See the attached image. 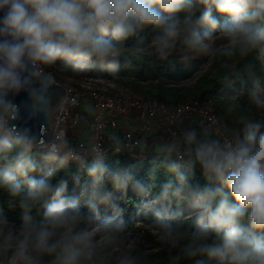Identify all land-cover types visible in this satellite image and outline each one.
<instances>
[{
    "label": "clouds",
    "instance_id": "obj_1",
    "mask_svg": "<svg viewBox=\"0 0 264 264\" xmlns=\"http://www.w3.org/2000/svg\"><path fill=\"white\" fill-rule=\"evenodd\" d=\"M0 12V191L20 213L17 226L0 207V264H151L109 191L130 186L169 264H264V123L242 111L230 137L174 136L155 150L166 179L146 184L119 162L106 164L95 138L74 145L55 130L63 98L53 107L50 90L60 85L48 71L115 76L142 53L162 61L178 46L185 61L254 54L247 96L264 108V0H0ZM21 92L24 105L12 98ZM39 117L51 125L47 139L20 124ZM88 156L90 184L67 195L64 179L53 182L57 172Z\"/></svg>",
    "mask_w": 264,
    "mask_h": 264
},
{
    "label": "trees",
    "instance_id": "obj_2",
    "mask_svg": "<svg viewBox=\"0 0 264 264\" xmlns=\"http://www.w3.org/2000/svg\"><path fill=\"white\" fill-rule=\"evenodd\" d=\"M233 59H240L234 70H227L221 66L225 62L221 58L219 66L211 75H202L189 85H179L178 82L193 76L200 62L195 58L187 61L167 58L161 61L153 56H148L146 53H142L140 58L131 67H126L122 63L119 73L132 79L134 82H145L143 89H138L136 93H142L145 96L168 104H179L188 99H198L200 101L214 100V111L225 121L230 132L233 133L240 127L237 123V117L242 111L249 112L252 118L264 123V108L260 111L251 105L246 97L251 81L247 71L242 69L243 64L255 61V55L252 54L244 58L235 57ZM94 69L99 72L98 77L113 79L114 75L111 73ZM66 71L77 78L84 76L82 73H73L70 69ZM230 105L235 106V110L232 112L227 110ZM33 156L38 161L40 160V156L35 150L33 151ZM92 160L93 157H86L84 166L69 161L65 168L57 172L53 182L55 183L56 180L64 179L67 182L66 194L79 195L84 185L90 184V180L86 174V167ZM117 162L126 170H130L136 179L146 184L152 183L158 185L166 179L164 170L159 167V161L155 153H149L145 157H132L128 152L121 151L117 154L105 156L106 164L113 165ZM34 175H37V178H39V173ZM197 179L203 183L199 170H197ZM109 191L112 192L114 202L123 209L124 219L129 226V231L133 235H139L141 240L146 237L152 240L154 230L150 219L148 217H141L138 214V201L140 198L132 190L131 186L125 193L111 188H109ZM153 191L155 193L157 189L154 188ZM7 199V194L0 191V207H3L4 214L8 219L15 221L17 226H19V210H9L6 205ZM100 211L102 214H111V208L103 205L100 206ZM185 212L184 222L190 224V215L187 213V210ZM169 255V250L165 245L161 251L152 255L148 254L150 260L153 256L159 257L157 264H169ZM181 264H192V261L183 260Z\"/></svg>",
    "mask_w": 264,
    "mask_h": 264
},
{
    "label": "built area",
    "instance_id": "obj_3",
    "mask_svg": "<svg viewBox=\"0 0 264 264\" xmlns=\"http://www.w3.org/2000/svg\"><path fill=\"white\" fill-rule=\"evenodd\" d=\"M61 84L63 106L54 115L55 130L74 145L87 147L95 138L106 156L126 151L132 157H145L155 153V145L189 129L207 130L220 139L231 135L212 99L168 104L98 76L84 75Z\"/></svg>",
    "mask_w": 264,
    "mask_h": 264
},
{
    "label": "rangeland",
    "instance_id": "obj_4",
    "mask_svg": "<svg viewBox=\"0 0 264 264\" xmlns=\"http://www.w3.org/2000/svg\"><path fill=\"white\" fill-rule=\"evenodd\" d=\"M184 55H185V50H183L181 47L178 46L177 50L172 55H170L168 58L170 59L175 58V59L181 60ZM189 55L191 56V58L198 59L200 62L197 65L196 71L193 74V76L189 79L178 82L179 85H182V84L189 85L202 75H211L213 71L219 66V60L221 59L219 57L217 58L204 57V56H200L195 53H190ZM239 62H240V59H232V60L225 61L223 64H221V66L225 67V63H227L228 66L225 68L227 70L232 71L234 70L235 66ZM245 65L246 64H243L242 66V69L244 70H246ZM48 71L53 72L54 75L56 76L57 81L60 83H69L73 81L75 78H77V77L70 75L65 69L59 66L50 68L48 69ZM82 74L86 76H99V72L95 69L84 72ZM113 80H114V83H116L118 86L127 88L134 92H137L138 89L142 90L143 86L145 85V82H134L132 79H129L120 73L118 75L113 76ZM139 94H142V93H139ZM246 97L248 99L247 93H246ZM258 109L261 111L262 108H258ZM140 248L142 251L146 252L147 254L152 255L164 249V245L157 239V237L154 234V237L152 240H149L147 237L141 240ZM158 262H159V257L153 256L151 259V264H157Z\"/></svg>",
    "mask_w": 264,
    "mask_h": 264
},
{
    "label": "water",
    "instance_id": "obj_5",
    "mask_svg": "<svg viewBox=\"0 0 264 264\" xmlns=\"http://www.w3.org/2000/svg\"><path fill=\"white\" fill-rule=\"evenodd\" d=\"M3 13L0 12V16H2ZM58 82V81H57ZM60 86H53V88L50 90L52 95V105L55 107L59 103V100L61 96L64 93V87L63 85L58 82ZM14 99V102L18 105H24L27 102V93L21 92L19 95L12 97ZM55 121V117H54ZM21 126L29 127L31 128L35 133L43 136L45 139H47L48 134L51 132V125L48 126L47 121L43 119V117L34 118L31 120L25 119L20 122Z\"/></svg>",
    "mask_w": 264,
    "mask_h": 264
},
{
    "label": "crops",
    "instance_id": "obj_6",
    "mask_svg": "<svg viewBox=\"0 0 264 264\" xmlns=\"http://www.w3.org/2000/svg\"><path fill=\"white\" fill-rule=\"evenodd\" d=\"M160 145V144H159ZM157 145H155V147H156Z\"/></svg>",
    "mask_w": 264,
    "mask_h": 264
}]
</instances>
